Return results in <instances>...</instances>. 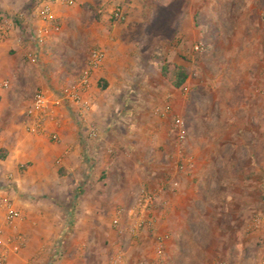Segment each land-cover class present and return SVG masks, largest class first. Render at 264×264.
I'll use <instances>...</instances> for the list:
<instances>
[{"label": "rangeland", "instance_id": "1", "mask_svg": "<svg viewBox=\"0 0 264 264\" xmlns=\"http://www.w3.org/2000/svg\"><path fill=\"white\" fill-rule=\"evenodd\" d=\"M18 1L31 14L43 4ZM122 3L125 22L110 19L108 6L82 5L77 14L81 29H68L62 44L48 48L47 62L24 58L26 81L18 79L17 86L26 91L20 109L25 119L32 97L43 90L40 81L46 79V93L58 101L85 71L91 51L100 49L106 56L103 43L108 41L114 52L108 63L111 76L96 74L103 66L93 73L86 97L87 124L97 131V138L84 144L88 174L74 178L59 168L51 191L12 184L15 197L33 205V229L50 228L43 221L46 203L50 207L44 213H55L54 226L62 224L63 230L49 247H37L26 263L17 264H112L119 254L118 264H264V224L254 226L255 220H264V0H162L167 6L161 10L154 1L141 0L133 12L130 3ZM152 8L158 13L152 14ZM170 8H178L170 12L173 28L163 30L159 22ZM0 19L7 26L24 16L0 11ZM252 31L259 36L250 44ZM32 43L43 53L44 45L33 37ZM167 63L189 70L179 90L161 76ZM59 106L82 127L74 109ZM122 119L151 125L139 126L147 132L128 142ZM111 122L112 133L103 137V127ZM207 134L224 140L202 144L208 146L211 164L203 169L199 138ZM92 150L95 156L88 158ZM107 167L112 168L108 174ZM28 168L24 165L20 174ZM191 184L199 189L195 196L188 190ZM143 193L155 198L145 215L153 223L134 235L128 213ZM190 199L193 205H185ZM119 213L120 230L113 226ZM187 213L195 220L185 225ZM77 217L83 221L80 230H92L93 237H70ZM5 233L23 237V253V232Z\"/></svg>", "mask_w": 264, "mask_h": 264}, {"label": "crops", "instance_id": "2", "mask_svg": "<svg viewBox=\"0 0 264 264\" xmlns=\"http://www.w3.org/2000/svg\"><path fill=\"white\" fill-rule=\"evenodd\" d=\"M114 1L116 0H74V6L70 7L64 4L61 0H43V4L49 3L51 5V16L48 22H42L37 13L31 14L30 11L27 10L24 3L21 5L18 0H7L4 4L0 3V11L7 13L8 15L21 12L24 16V20L19 24L8 23L7 26L0 24V189L6 186L10 176L19 189L21 187L27 190L29 188L33 189L43 187V190L51 191L55 189V186L51 185V180L56 179V171L59 168L68 175L73 174L74 178L80 177V175L83 174H88V171L84 170V168L87 167V165L84 164L86 158L84 144L90 141L86 138V135L83 133L81 134V131L83 132V129H81L82 127L79 128V126L70 119L69 115L65 111L61 112V106H59L56 108L55 117H53V120L46 123L42 133L38 135L28 133L26 129V121L22 118L23 113L20 110L22 104H24L26 100V91L21 90V88L17 85L18 79L20 80V78L23 80V83L24 80L26 81V76H23L22 72V66L24 67L23 63L25 61L24 58L28 61L39 60V63L47 62L48 57L45 55V52H47L48 48L54 47L60 43L62 44L64 37L68 34V29H71L72 31L78 27L81 29L79 23L77 22V14H79L80 7L82 5H92L96 2L103 7H109V5ZM117 1H127L130 3V12H133L135 8L139 7L138 3H140L141 0ZM152 1L159 6L157 9L161 10V6H167L162 4V0ZM168 5L170 6L171 3L168 2ZM177 6L174 5L175 8ZM212 8H214L213 10L215 11L214 5H212ZM174 10L175 9L173 8L168 10L166 14L167 16L163 18V23L160 24L159 22V28L163 30L173 28V25L170 23L173 16L171 17L170 12L174 13ZM106 11L110 14L109 8ZM155 13H158V10L152 8V14ZM54 25L59 27H57V31L54 29ZM150 26L156 27L157 25H155V23H151ZM114 27L115 30L119 29L117 24H115ZM187 28H190V24ZM41 30L45 37L43 43L45 48H43V53L41 52V48L39 49L36 45L34 46V43H32V37L34 40V37ZM257 36H259V33L252 31V34L247 38V41L250 44L253 42L255 43ZM104 43L103 45H107V54L102 65L103 69L101 70V73L98 71L96 74H103V76L107 78L108 76H111V70H109L108 63L111 61L109 58L114 52L112 44L109 45L108 41H105ZM40 84L43 88V92L49 90L46 79L43 80L42 83L40 81ZM57 109H60V111H57ZM122 120V125L125 126L128 131L127 134H125V139H127L128 142H133V138L136 139L141 132H147L146 130H140L138 128L139 126L144 127L151 125L149 121L141 119ZM111 126H114V122L108 123L105 125V128L103 127V137L112 133ZM134 128L138 129L134 131ZM53 132H57L59 134L58 142H53L50 139V135ZM223 140V137L219 134H207L200 137L199 142H201V146L199 148L200 155H198V161H200L199 165L202 166H197L202 167L203 169L211 168V164L207 160V156L210 151H205L208 146L204 149L202 144L204 142L216 144ZM123 147L126 148L127 144L126 146L123 145ZM95 153V150L90 151L88 158L94 157ZM56 161L58 166L55 165ZM24 165H29L30 168H28L25 175L22 176L20 174V168ZM111 170V167H107L104 171L108 174ZM188 190L191 196H195V191H199V189L192 184ZM10 197L13 198L16 207L22 213V219L17 223L16 228L17 232H23L27 243L23 253L19 254L18 257L17 255H10L6 264H17L19 261L26 263L29 254L37 253V247L40 248V251H42V246L43 249L46 246L49 247L48 245L51 244L55 238L62 237L63 230L59 229L62 228V224L58 229L55 228L56 214L44 213V211L48 210L50 205H45L46 203H43V221L45 220L50 223V228H43L39 230L33 229V217H31L33 207L32 203L29 201H21V199L15 197L14 193L11 194ZM184 204L193 205V199L187 200ZM184 216L185 225H188L189 222L195 220V216L190 215L189 213ZM76 221L77 223L75 224L70 237L77 240L80 238L93 237L92 230H80L79 227H81L83 222L80 217H77ZM255 221L254 226L264 224V220L263 223L260 219H258V223H255ZM185 237L186 236H184V238ZM65 239H67V236H65ZM36 243H39V245L36 246Z\"/></svg>", "mask_w": 264, "mask_h": 264}, {"label": "built area", "instance_id": "3", "mask_svg": "<svg viewBox=\"0 0 264 264\" xmlns=\"http://www.w3.org/2000/svg\"><path fill=\"white\" fill-rule=\"evenodd\" d=\"M67 6H74V0H61ZM110 18L114 22H125L127 19V13L122 1H114L109 7ZM36 13L42 22H48L51 16V5L45 3L37 7ZM57 31V28H54ZM36 44L43 45L45 37L42 30L34 37ZM105 60V54L102 50L97 49L91 51L85 71L82 73L79 80L66 87L62 93L61 98L58 101H53L51 97L43 91H39L32 97L31 103L25 113L26 129L28 133L32 135H38L43 132L47 122L53 120L56 113V105H66L75 110L76 115L80 118L82 129H86V138H97V131L94 127L87 124L86 113L88 111V105L86 104V97L91 90V76L93 73L100 70ZM179 124V121L177 122ZM50 139L53 142L59 141V134L53 132L50 135ZM8 180L5 187L0 189V264H6L9 256H16L20 253L22 247L25 245V241L21 235H7L5 230H12L22 219L21 211L16 207L13 198L10 197L13 194V181L12 177ZM154 196L149 193H143L140 195L136 204L132 210L128 213V221H130V231L137 235L141 228L152 225V220L147 221L145 215H147L154 206ZM255 222L258 223V220ZM113 226L120 230L122 227V217L119 213V217L114 219ZM122 254L116 256L112 264H118L122 261Z\"/></svg>", "mask_w": 264, "mask_h": 264}, {"label": "trees", "instance_id": "4", "mask_svg": "<svg viewBox=\"0 0 264 264\" xmlns=\"http://www.w3.org/2000/svg\"><path fill=\"white\" fill-rule=\"evenodd\" d=\"M17 24L19 23L17 22ZM161 76L171 85L172 88L179 90L185 85L189 77V70L183 66L167 63L161 68Z\"/></svg>", "mask_w": 264, "mask_h": 264}]
</instances>
